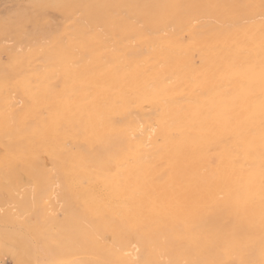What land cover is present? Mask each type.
<instances>
[{"label":"rangeland","instance_id":"374dc122","mask_svg":"<svg viewBox=\"0 0 264 264\" xmlns=\"http://www.w3.org/2000/svg\"><path fill=\"white\" fill-rule=\"evenodd\" d=\"M74 1L75 0H0V123H3V122L7 123L9 129L5 130V132L11 135V136L9 135L6 136L3 142L0 141V163L2 162L4 163V165L3 163L0 164L1 165L0 166V170H1L0 171V264H32L31 262H29V258L31 256L33 257L34 254H36L38 258L44 261L46 260L48 262H51L49 264H78V263L80 264L82 262L85 264H94V262H92V260L89 258L91 250H86V248L87 249L90 248L89 243H86L83 241L82 235L80 234V231H79V220H80L79 217H89L88 218L89 220H92V217L86 214L85 201L83 200L81 196H78L77 198V195H79L80 190L82 191V188L84 189V187L86 188V187L94 186L96 188V189L92 188L95 190L94 192H96L97 190L99 193L98 192L96 193L103 195L102 196V195L97 194L98 197L99 196H102L100 198L105 197V187L100 181L102 180V178H105V177L109 178L111 171L110 169H105V167L101 169L102 168L101 165L96 163V161L99 162V160H97V158L99 157L98 154L100 153V156H101V160L99 163L101 162L103 163V160L105 158L104 156H111L112 154H114L112 152L116 151L115 149L117 148L115 147L117 146L113 142L109 141V137L113 140L115 138L117 139V137L120 136L119 134L123 132L129 136L131 133H137L139 132V130L144 129L151 122L157 125V128H158L157 131H159L160 129L159 121H161L162 115L164 113L162 104L164 103L168 104L167 101L168 102L176 101V103H180L179 100L180 101L187 100L185 102H192V99L194 100L197 96L202 95L203 93L205 94V93L211 92V90L214 87V83L209 82L207 83L209 86L207 84L206 86L205 85L206 82H204V84L202 83V81H206L204 77L202 76V74H201V77H203L204 79V80L202 79V81H201V77L198 76V74H195L197 75V78L193 74L199 73L200 75V71H201L200 68H203L206 65L205 63L206 61L204 60L205 58L202 59L203 57L201 56L199 57L198 55L203 54L204 51L205 52L206 51H209V52L216 51L218 46H216L215 42H213L214 44H212V42L209 43L210 45L205 44V43L196 42L192 38V31H197V32L202 31L203 32L205 30L204 26H206V28L210 26H217V25L220 26L221 23L223 26L228 25L227 21L217 14L218 10L212 8L213 6L218 7L217 5H215V3H220V5L224 4V2L226 4L227 3H239V2L242 3V1L240 0H231V2L230 1L228 2V0H206V1L176 0L175 5L171 4V3H174L173 0H160V1L159 0H150V1H146V0H134V1L132 0H109V1L108 0H103V1L102 0H91V1L90 0L89 1L88 0H78V1H75L78 3H74ZM143 1H145L144 4H143ZM213 1H215V3H213ZM105 2L107 5L105 4ZM139 2L140 3L142 2V3L139 4ZM161 2H164L165 4L164 3L162 4ZM166 2L168 3L166 4ZM182 2L185 3V5ZM68 4H70L71 6ZM74 4H75V7H74ZM143 5H145L144 8H143ZM86 6L88 7V9ZM122 10L125 11L126 13H124ZM78 12H79V15L76 14ZM95 12L98 14H96ZM249 13L250 15L252 14L251 11ZM126 14L127 16L130 15L131 17L130 16H129L130 18L127 17ZM138 14L139 16H137ZM256 14H257V19H258V20L256 19V21H260V19L261 21L264 20L262 19L264 18L263 9H257ZM73 16L75 19L73 18ZM77 17L78 18L80 17V22ZM182 17H185L188 19L189 23L191 24L190 27L193 28L192 30L190 27L181 24L180 18ZM210 18L213 20H211ZM214 19L216 20V22ZM83 20H84V23H82ZM195 20H198V21L195 22ZM210 20L212 21V23ZM207 21H209L208 22L209 24H207ZM86 22L87 24H85ZM77 23H79L80 25ZM98 24H100V26ZM47 25H49V27ZM144 25H145V28H144ZM196 25L199 28H197ZM55 26L56 27L58 26L59 30H58V27L56 28ZM149 26H150V29H149ZM45 27H47V29ZM155 28L157 30H155ZM160 28H161V31H160ZM48 29L49 30L51 29V30L49 31ZM162 29L165 33L168 31L167 34H165L162 31ZM180 29L183 31H180ZM38 30L40 31V33ZM83 31H87L88 34H86V32L83 33ZM175 31H176V34L174 33ZM44 32H45V38L42 37ZM51 32L53 35L51 34ZM153 32H156V33H153ZM47 34L50 35L49 38ZM103 35L105 37H103ZM75 36H76V39H75ZM90 36L91 37L93 36L92 38L94 39V41L92 38H90ZM165 36L170 38L171 42H163L161 40V37H165ZM86 40H87V43H86ZM46 43H48V45ZM63 44H65L64 48H63ZM104 44L106 48H103L105 47ZM211 47H212V50H211ZM252 47L254 46L248 44L246 49L248 48L250 49L247 51L250 52ZM159 48L161 49V51L159 50ZM163 48L164 49L168 48L169 50L168 49L164 50ZM131 49H135L141 53H144L141 56L142 58L140 57L139 65L143 63L144 66H142L143 64L141 66L145 68L146 72L150 73V75H153L155 77L157 76L156 78L159 79L157 80L155 77H153L155 79L152 80L151 78L152 81L154 80L155 82L157 81L156 83L151 81L154 84V86L150 84L151 82H148L150 81L148 79L146 81L148 83V84L146 83L147 84L146 86L149 88H146V89L151 91L152 88L154 87L152 91H155L156 89L155 92L157 91L159 92L160 89L163 88L162 86L163 84H166L169 86V84L171 83L169 87H173L172 85H174V87L172 88V90L174 91L170 92L171 96L169 94L171 101L169 99V96L166 95V97L161 96L163 97L162 101L160 100V97H159V99L157 98L153 99L154 102L150 100V101H143L141 104H139V102L133 103V101L138 99L136 96L139 97L140 95L139 88L135 89L134 87L135 90H133V87H130L129 89L127 88L128 89L127 91V89L125 90V87H123L125 91L122 92L120 90V89L123 90V88H119L120 90L119 92H117L118 90L117 91L111 90L110 94L109 93L107 94V96L108 95L109 96L108 97L106 96L107 97V98L105 97L106 99L103 98L105 100L101 99V104L103 108H101V110H98V111L96 110L97 113L94 112L93 115L88 114L86 112H82L80 110H79L80 112L78 110H74V112H71V116H70L71 118L64 119V120L57 121V122L52 120L53 119L52 113H54L57 110L56 108H59L58 102L60 103L63 101H72L73 99L75 100V98L77 97L76 96L77 93H75V91L77 92V86L79 85V83L77 84L76 82L70 81L69 77H67L65 74V68L70 67L72 69H76V68L84 67L85 65H88V64L93 65V66L97 64L95 67L100 68V65H101L100 70L102 71H106L107 69H113V67L114 69L118 70L121 67L120 69L123 71L122 73H125L126 70L129 71L130 69H132L133 67L132 65L134 63L133 59H136L133 57V54H131L134 52L133 50L131 52ZM192 49L193 51L194 50L196 51L192 52ZM252 50L253 52L252 53L250 52L251 55L247 51H246L247 54L246 53L245 54L246 55L249 54L248 56L250 57L254 56L253 53H255L256 48ZM175 51L176 52L178 51V53L175 54ZM162 52L169 53L172 56L180 59L178 62L183 61L185 65H182L183 63L180 62L181 66L180 65H177L178 67L176 65L174 66L173 65L174 63H172L171 61L170 63L167 57L163 56L164 58H166L165 60L162 57V55H159ZM184 52L187 55L184 54ZM194 53L195 55H193ZM196 53H197V56H196ZM54 55L55 56L58 55V57H55ZM63 56L64 58H62ZM156 56L157 58H155ZM195 56L197 57L196 59L194 58ZM160 57L162 58L158 62L157 60L158 58L160 59ZM191 58H194L195 61ZM61 59L64 61H61ZM87 59L91 61L88 62ZM190 59L193 61H191ZM124 60L125 62L121 63V61H124ZM189 60L191 61V64H192L190 66L186 64L190 62ZM79 61L81 62L79 63ZM85 61H86V64H85ZM106 61L107 62L109 61L110 66H107V64L109 65V63H107ZM110 61L112 62L115 61V63L114 62L112 63ZM154 61L155 63L157 62V64H155V67L153 66ZM161 61L163 63L165 62V64H163ZM160 62L161 64H163V67H164L163 69L165 71L162 70V66L159 65ZM178 62L177 64H179ZM169 63L171 67H169L170 66ZM119 64L122 65L123 67L120 66ZM126 64L127 66H125ZM147 64H149V66H147ZM150 64L152 65L150 66ZM194 64L196 65V67L193 66ZM191 66L193 67V70ZM169 68L171 69V72L169 71ZM120 69H119V72L121 71ZM23 70H25L26 72L24 71L23 73ZM177 70H179V72ZM186 70H189L190 72L192 71L193 74L192 72L191 73L186 72ZM56 71L59 72V75L63 73L61 77H58L59 79L57 78V76L59 75L57 74ZM150 71L155 74L151 73ZM162 71H163V74H161ZM183 72L190 73V74L186 78L184 77L185 74ZM191 74H192L191 77H194L193 79H191L190 77ZM182 76L183 78L181 79ZM172 77H174L173 79H176V78L178 79L173 80ZM198 77L200 79V84L202 83V86H199V87L197 84L199 82L197 81L199 80ZM167 79L172 80V82L167 81ZM183 79L186 82V85H185L186 88L189 87L190 81L191 83L197 82V83H194V86H193L194 89L191 86V83H190L191 87L189 88H192V89L190 90L189 88L186 89L184 86H182L184 82ZM177 81L179 83H177ZM222 83H221V87L223 86ZM178 84L179 86H182L183 89H186V90L182 92L183 89L182 87L178 88ZM203 85H205L206 87H203ZM227 85L228 84L226 83L225 85L226 88H227ZM225 86H223L222 89L225 88ZM228 87L231 88V89L228 88L229 91L231 92L235 91V89L231 87L230 85H228ZM177 88L180 89V91L182 90L181 92H179L180 95L179 93H177L179 91ZM199 88L201 89L204 88L205 91ZM226 88L223 90L226 91ZM196 89H198V91L201 90L202 93L201 91L196 92ZM45 90L48 92V94H50L49 97L52 96V100L50 99L49 101L52 104L47 105L48 102H46L43 104L44 105L43 107L41 105L40 108L39 107L38 109L36 108L35 110L36 112H34L32 116L31 114L24 115L25 114L24 112L27 106L26 103H28V99H29L28 93L34 92L37 95H40V93L44 92ZM131 91H133L134 93H132ZM112 92L113 94L117 92L116 94L118 95L120 94V95L117 96L115 94L117 97L114 95L115 97L113 98V95H111ZM135 92H136V95H133L135 94ZM193 92H196V93H193ZM121 93L122 94L125 93L123 96L127 94L129 95V96L127 95L128 98L124 97L123 99L124 101H126L125 102L126 104L123 101L121 103V100H122L121 97H123L121 96ZM174 93L175 95H173ZM189 93L195 98L194 97L192 98V96ZM132 95L134 97L129 98ZM70 96L72 97L70 98ZM115 98L120 99V101L116 100ZM125 98L127 100H125ZM60 99L61 101H59ZM129 99L130 101L128 103L127 101ZM163 99H164V102H163ZM83 100L84 99H80V102L82 103ZM87 100H85L86 103L83 101L84 102L83 106H86L90 103V100L89 101ZM104 101H105V104L108 101L107 103L108 107H106V105L104 104ZM116 101L118 102V104H115ZM121 104H124V105L122 106ZM127 104L131 106H128ZM53 105L54 106L56 105L57 107L56 106L54 107ZM119 105H120L121 110L118 109ZM136 105L137 106L139 105V106L137 107ZM99 106L102 107L100 104ZM124 106L127 108H125ZM134 106H135V110H134ZM153 107L154 108L156 107V108L154 109ZM151 108L153 109L152 113H151ZM103 109L104 111L102 112ZM110 112H112V114H110ZM143 112L146 115H144ZM153 113H154L155 118L152 117ZM46 114H49V115L46 116ZM123 114L125 115V117ZM73 115L76 117L74 118ZM84 115H86V117ZM101 115L102 117H100ZM7 116L8 117L11 116V117L8 118ZM45 116L46 118L47 117L48 118L46 119ZM149 116H151L150 117L151 122H150V119L147 120ZM103 117L105 120L110 119V118L113 119V117L117 121L119 120L116 123V121L113 119L116 126L114 128L109 129V131L111 130V132H109L104 126H103L104 128H102V124L104 122V120H102ZM124 118L128 120L129 124L130 122L133 124L132 127L128 126L127 120H125ZM132 119L134 122H136V124L132 122ZM124 121H126L125 126L123 125ZM82 122L84 123L82 124ZM79 124H81L82 126ZM90 124L92 125V127ZM93 124L100 125V127L96 129L97 130L96 132L94 130L95 128ZM122 125L124 126V128ZM60 128H62L63 131ZM117 128H118V131H117ZM129 128L131 129V131L129 130ZM134 130H136L137 132ZM115 134L117 135L115 136ZM173 134L175 135L176 132H174ZM158 136L156 135L155 137H157L158 139L159 138ZM230 138L231 137L225 139L227 145L229 146H231L234 143L233 139L232 138L230 139ZM104 141L107 142V144L109 143L108 146ZM225 141L223 142L225 143ZM31 143L33 146L31 145ZM5 145L8 146L7 148V150L9 149L8 151H10V149L13 150V147H15V145H18V147H20L19 151L23 152V157L25 159H28L30 161L42 159L44 161V163L46 164V167L51 172L50 173L51 180L49 179V182L47 183V186L45 187L47 188V190L43 194L40 191L39 182L36 179L31 178L30 176H25L27 173L25 169L23 168L24 161L22 159L13 160V159L5 158V153L3 149ZM23 147H25L26 149ZM51 148L55 149L56 151L55 153L57 152L61 153V156H57L55 153H53L51 151ZM88 149H89L90 154L88 153ZM111 149H113V151ZM79 152H85L86 154L78 157ZM35 153L39 155V157L36 156ZM92 155L94 158L92 157ZM71 159L77 160L75 166H70ZM85 159H87L86 161L90 159L89 161L90 163L85 162L84 161ZM94 159L96 160L93 161ZM212 161L214 162V159L211 156L209 158V163L212 164L213 163ZM91 162L94 164H92ZM81 163L83 165L86 164V166H83ZM95 163L98 165V167L100 166L101 168L99 167L100 168L99 169L97 165H95ZM79 164L82 167H78L80 166ZM90 164L92 165L91 167H90ZM124 166H127V164L125 163ZM7 168H9L10 170ZM6 169L8 172L6 171ZM63 169L64 170L67 169V171L66 170L64 171ZM16 170L18 173L15 172ZM99 170L101 173L99 172ZM93 171L94 173L92 175ZM104 171L106 173V176H105ZM6 172L7 174L4 175ZM84 174L85 175L87 174V176L90 178H88ZM107 174L109 176H107ZM9 175L11 176V178H9L10 177ZM82 175L84 177H82ZM96 175L98 176L95 177V180L93 179L92 181V178H94L92 176H96ZM15 177H17V179ZM54 185L56 187H54ZM75 190H77V193ZM53 191L55 192V195L52 194ZM34 193H36V195ZM135 195L136 197L139 195L141 196V194L137 193L136 191H135ZM26 196L27 197L31 196L30 197L31 199L33 196L34 197L37 196L40 203L35 204L36 207H34L33 206L34 204L32 202V204L28 205L29 209L26 208L27 210H25L24 208L21 207V205L26 199H28ZM140 196L138 198H140ZM223 196L221 195V197ZM248 196L249 198H246ZM256 197L257 196L256 195L254 196V194L246 195L245 198H243L241 201L242 204L240 202L238 203L242 207V209H240L236 203L231 202V206L230 204L227 205V211L232 214H238L239 212L238 215H240V217L255 224V227L257 229L256 233L258 234L259 238L264 239V221H263L264 214L260 215L259 213L255 211L253 212V210L256 209V204L258 205L257 203L258 197L257 199ZM108 200L109 198L107 199V201ZM115 200L116 199L113 200V198H111L108 202L109 203L111 202V204L113 202L114 205H118V203L121 204V203L126 202V200H119V201L116 200L117 202ZM244 200H247V201H244ZM252 202L253 204L255 203L256 204L253 205ZM232 204L233 205L235 204V206L236 205L237 206L235 207ZM31 206L34 207L32 208V211H30ZM126 206L128 207L127 203H126ZM246 207L249 209V211L247 210ZM255 216L256 218H254ZM131 217L137 218L136 215H131ZM257 219L258 221H256ZM259 221H262V222L258 223ZM27 223H30L31 225L33 224L37 228L35 227L36 229H34L33 232L31 231L28 232L27 229L25 228V224L27 225ZM226 226L224 227V230H229L232 227H234V223L228 222ZM187 230H189V233ZM191 230L192 229L187 228V227H183L179 229L176 234H178L181 238L179 240H176L175 245H174L173 254H169L171 256H168V255L161 256L160 258H159V253H160L161 247L156 240L154 230L149 231L148 229H143L141 227L140 228L135 227L132 230L130 229L126 231L123 230L122 233L119 235L115 234L113 231L104 230L102 232V240L105 244V247L102 250H104L105 254H103L102 252H100L99 254L102 257L106 256L107 254L110 257V259H113V260H117L124 256H128L132 258L133 260L138 261L139 264H204L206 260L202 259V257H199V258H201L203 261L196 263V262H192V259L189 260L187 258V254L195 253L198 256L199 249L202 247L203 249H207L210 241H218L220 244L226 243L222 237L223 233L225 232L220 233L217 228L207 229V230L198 228L197 234L208 235V237H201L202 247L200 246L199 248L192 241L193 235H196V233L192 232ZM3 232L4 234L2 235ZM240 234L242 238H246L243 240V242H240L241 248H242V251L240 252V254H236V251L234 253L229 252L226 255L228 257H225L222 260H219L221 256L214 257L216 261H210L208 262V264H215V263H218V264H253L254 263V252L257 248H260V244L258 243L257 240H255L252 230L250 228H241ZM20 238H23L25 240L21 241ZM85 244L87 247H85ZM220 248L223 251L222 246H220Z\"/></svg>","mask_w":264,"mask_h":264},{"label":"bare ground","instance_id":"6f19581e","mask_svg":"<svg viewBox=\"0 0 264 264\" xmlns=\"http://www.w3.org/2000/svg\"><path fill=\"white\" fill-rule=\"evenodd\" d=\"M75 1H78V0H75ZM75 1H74V3H78ZM132 1H134V0H132ZM146 1H150V0H146ZM175 1L176 0H173L174 3H171V4L175 5ZM201 1H206V0H201ZM229 1L231 2V0H228V2ZM240 1H242V3L239 2V3H227L226 4L224 2V4H221V5H220V3H215V1H213V3H215V5H217L218 7L213 6L212 8L218 10L217 14L219 16H221L222 18H224L227 21L228 25L223 26L222 23L221 24L219 23L220 26H218V25L217 26H210V27L207 26L208 28H206V26H204L205 30L203 32L202 31L201 32L192 31V38L196 42L205 43V44H209L211 42H212V44H214L213 42H215L216 46H218L216 51H211V52H209V51L205 52L204 51L203 54L198 55L199 57L200 56L203 57L202 59L205 58L204 60L206 61V62L204 61L206 63V65L203 68H200L202 71V73L200 71V75H199V73L193 74V72L191 71L192 74L196 78H197V75H195V74H198V76H200V77L202 74V76L206 80V81H202L203 77H201V81L203 84H204V82H206L205 85L209 82L214 83V87L212 85L213 89L211 90V92H208L205 94L203 93L202 95H199L196 98L189 93L192 96V98L193 97L195 98L194 100L192 99V102H185L187 100H183V101L179 100L180 103H176V101L175 102H168L167 101L168 104H166V103L162 104L164 113L162 115L161 121H159L160 122L159 131H157L158 130L157 125L155 123L151 122V119H150L151 116H149V118H147V120L150 119L151 123H149L144 129L139 130V132L134 130L137 133H131L130 132L131 134L129 136L123 132V133L119 134L120 136L117 137V139L115 138L116 140L115 139L113 140L109 137V141L116 144L117 147H115V148H117V149H115L116 150L115 152L113 151V149H111L113 151L112 153H114V154H112L111 156H104L105 157V158L103 157L104 160L102 159L103 163L102 162L99 163L101 160V156H100V153L97 152V153H99L98 158H100V159L97 158V160H99V162L96 161V163L101 165L102 168L99 166L101 169H103L105 167V169H110V171H111L109 178L105 177V178H102L101 181L99 180L100 182H102L103 186L105 187V197L100 198L103 195L98 194L99 192L97 190H96V192H98V193L94 192L95 190L92 189V188H95L94 186L86 187V188L84 187V189L82 188V191L78 188L80 190V192H79V195H77V198H78V196H81L83 198V200L85 201V206H86V214H88L92 217V220H89L88 219L89 217H79L80 218V220H79V231H80V234L82 235L83 241L86 243H89L90 248L89 249L86 248V250H91L89 258L92 260V262H94V264H139L138 261L133 260L132 258H130L128 256H124V257L119 258L117 260H113V259H110V257L107 254H106V256H103V257L100 256V254H99L100 252L105 254L104 250H102L105 247V244L102 240V232L104 230L105 231H108V230L113 231L115 234L119 235L122 233L123 230H125V231L128 229L132 230L135 227H139V228L141 227L143 229H148L149 231L150 230L155 231L156 240L161 247V250L159 253V258L161 256H166V255L171 256L169 254H173L175 242H176V240H179L181 238L176 233L179 229H181L183 227L190 228V229H192L191 230L192 232L196 233V235H193L192 241L199 248H200V246L202 247L201 237H208V235L197 234L198 228H202L203 230L217 228L220 233L225 232V233H223L222 237L226 243L220 244L218 241H210L207 249H203V247L199 249V255L198 256L195 253L194 254L193 253L187 254V258L189 260L192 259V262L199 263V262L203 261L202 259L206 260L205 262H207V263L204 262V264H208V262H210V261H216L214 257L221 256L219 260H222L223 258L228 257L226 255L229 252L234 253L236 251V254H240V252L242 251L240 242H243V240L246 239V238L241 237L240 229L241 228H250L252 230V233H253L255 240H257L258 243L260 244V248H257L254 252V263L253 264H264V244H263L264 239L259 238L258 234L256 233L257 229L255 227V224H253L252 222H249V221L245 220L244 218L240 217V215H238L239 212H238V214H232V213L227 211V205L230 204V206H231V202L236 203L238 205V207L240 209H242V207L238 203L240 202L242 204L241 201L243 198H245L246 195H251V194L253 195L254 194V196L256 195L258 197V200H257L258 205L255 203L256 209H254V207H253V209H254L253 212L255 211V212L259 213L260 215L264 214V20L261 21V19H260V21H256L257 9H263V11H264V0H240ZM144 2L145 1H143V4H144ZM164 2H161V3L163 4ZM141 3L139 2V4H141ZM167 3L168 2H166V4ZM105 4H106V2H105ZM183 4L185 5V3H183ZM68 5H70V4H68ZM201 5H203V4H201ZM94 6H95V4H94ZM144 6L145 5H143V8H144ZM74 7H75V4H74ZM87 9H88V7H87ZM142 11H144V10H142ZM151 11H150V13H151ZM250 11L252 12L251 15L249 13ZM123 12L126 13L125 11H123ZM106 13H107V11H106ZM157 13H158V11H157ZM43 14H44V12H43ZM76 14L79 15V12ZM96 14H98V13H96ZM128 14H130V13H128ZM247 14H249V15H247ZM202 15H204V14H202ZM126 16H127V14H126ZM129 16L130 15H128L127 17H129ZM137 16H139V14ZM73 18H74V16H73ZM203 18H205V17H203ZM78 19L80 22V17ZM136 19H137V17H136ZM262 19H264V18H262ZM211 20H213V19H211ZM196 21H198V20H195V22ZM180 22H181V24L186 25L188 27L191 26L188 19L185 17L180 18ZM208 22L209 21H207V24H209ZM215 22H216V20H215ZM82 23H84V20ZM211 23H212V21H211ZM77 24H79V23H77ZM85 24H87V22ZM49 25H47V26L49 27ZM98 25L100 26V24H98ZM198 25H200V24H198ZM89 26H90V24H89ZM71 27H69V28H71ZM107 27H108V25H107ZM196 27H197V25H196ZM45 28L47 29V27H45ZM144 28H145V25H144ZM166 28H168V27H166ZM190 28H191V30L193 29L192 27H190ZM197 28H199V27H197ZM89 29H87V30H89ZM149 29H150V26H149ZM58 30H59V27H58ZM74 30H75V28H74ZM152 30H153V28H152ZM155 30H157V29L155 28ZM77 31H78V29H77ZM160 31H161V28H160ZM162 31H163V29H162ZM169 31H170V29H169ZM176 31L174 32L175 34H176ZM180 31H183V30L180 29ZM84 32H86V34H88L87 31H83V33ZM91 32H92V30H91ZM167 32L166 33L164 32V33L167 34ZM39 33H40V31H39ZM153 33H156V32H153ZM51 34H52V32H51ZM42 37L45 38V32H44ZM49 37H50V35H48V38ZM92 37L90 36V38H92ZM103 37H105V36L103 35ZM75 39H76V36H75ZM190 39H191V37H190ZM161 40L163 42H171L170 38H168L166 36L161 37ZM93 41H94V39H93ZM48 43H49V41H48ZM48 43H46V44L48 45ZM86 43H87V40H86ZM109 43H111V42H109ZM248 44L254 46V47H252V49L256 48L255 53H253L254 56H252V57L248 56L249 54L246 55L247 54L246 51L250 49V48L246 49ZM64 45L65 44H63V48H64ZM209 45H208V47H209ZM87 46H88V44H87ZM104 46H105V44H104ZM257 47H259V48H257ZM68 48H70V47H68ZM103 48H106V46ZM165 49H168V48H165ZM252 49L250 51L251 53L253 52ZM132 50L134 52L131 54H133V57L136 59H133L134 63L132 65L133 66L132 69H130L128 67L130 70L127 71L125 69L126 70L125 73H122L123 71L120 69L121 67L119 68L121 70L120 71L121 73L119 72V69L118 70L114 69V67H113V69H107L106 71H102V70H100L101 65H100V68L95 67L97 65L96 64L97 62L95 63L96 64L95 66L88 64V65H85L84 67H80V68H76V69H72L70 67L65 68V74L67 77H69L70 81L76 82L77 84L79 83V85H78L79 87L77 86V92L75 91V93H77V95H76L77 97L75 98V100L73 99L72 101H63L60 103L58 102L59 108H56L57 110L55 112L53 111L54 113H52L53 114L52 120L57 122V121H61L64 119L71 118L70 117L71 112H74V110H78V111L80 110L82 112H86V113L91 114V115H93L94 112L97 113L98 110H101V108H103V106L101 104V99L105 98L108 93L110 94L111 90H114V91L118 90L117 92H119L121 90L123 92L127 88L129 89L130 87H133V90H135L136 88H139L140 93L139 92L138 93L140 95L138 94L139 97L136 96L139 99V101L137 98H135V99H137L135 101L132 100L133 103L139 102V104H141L143 101H150V100L153 101V99H155V98L159 99V97H160V100L162 101L163 97H161V96H165V97H166V95L169 96L170 92L174 91V90H172L174 85H172L173 87H169L171 84L170 82H172V80L167 79V81H170L169 82L170 84L167 83V84H169V86L166 84L162 85L163 88L160 89L162 94L160 91H159L160 94L158 91L155 92L156 89H155V91H152L154 87L152 88L151 91L146 89V88H149L146 86L148 84L146 81L149 79L150 81H148V82H151L157 76L155 77L153 75H150V73H147L145 68L142 67V66H144L143 63H142L143 65L141 64L142 66L139 65L140 57L144 53H141L135 49H131V52H132ZM159 50L161 51L160 48H159ZM211 50H212V47H211ZM156 51H158V50H156ZM194 51H196V50H194ZM194 51L192 49V52H194ZM247 52H249V51H247ZM176 53H178V51L177 52L175 51V54ZM197 53H196V56H197ZM251 53H250V55H251ZM128 54H130V53H128ZM184 54H186V53L184 52ZM58 55H60V54H58ZM58 55L57 56L54 55V56L58 57ZM67 55H69V54H67ZM159 55H162V57L163 56L167 57L169 62L171 61L172 63H174L173 64L174 66L175 65L177 66V65H180L181 63H183V61L182 62L180 61L181 63L178 62L180 59L172 56L169 53L162 52ZM193 55H195V53ZM61 56H62V54H61ZM64 56L62 58H64ZM196 56L194 57L195 59L197 58ZM149 57H150V55H149ZM162 57H160V59L158 58L157 61L159 62ZM147 58H146V60H147ZM155 58H157V56ZM194 58H191V59L194 60ZM164 59L166 60V58H164ZM193 60H191V61H193ZM61 61H64V60L61 59ZM65 61H66V59H65ZM87 61L90 62L91 60L89 61L87 59ZM191 61L189 63H186L187 62L186 61L185 63L190 66V65H192ZM80 62L81 61H79V63ZM110 62H112V61H110ZM113 62L115 63V61H113ZM122 62H125V60L121 61V63ZM141 62H142V60H141ZM161 62L159 65H161L162 70H164L163 64H165V62L164 63L162 62L163 64H161ZM177 62L179 64H177ZM107 63H109V61ZM152 63H153V61H152ZM167 63H168V61H167ZM170 63H169V65H170ZM85 64H86V61H85ZM155 64H157V62L155 63V61H154V64H153L154 67H155ZM151 65L152 64H150V66ZM182 65H185V64L183 63ZM59 66H61V65H59ZM107 66H110V63H109V65L107 64ZM120 66H122V65H120ZM125 66H127V64ZM147 66H149V64H147ZM193 66L196 67L195 64ZM201 66H202V64H201ZM169 67H171V65ZM191 68L193 70L192 66H191ZM167 70H168V68H167ZM174 70H176V69H174ZM179 70H177V71L179 72ZM12 71H13V69H12ZM24 71L25 70H23V73H24ZM159 71H161V70H159ZM169 71L171 72L170 68H169ZM157 72H158V70H157ZM186 72H190V71L186 70ZM151 73H153V72H151ZM190 73H184L185 74L184 77L187 78V76ZM57 74L59 75V72H57ZM62 74L63 73H61V75ZM65 74H64V76H65ZM153 74H155V73H153ZM158 74H156V75H158ZM161 74H163V71ZM192 74L190 75V77L192 76ZM61 75L57 76V78L61 77ZM54 77H56V76H54ZM153 77H155V78H153ZM151 78H152V80H151ZM161 78H163V77H161ZM173 78L174 77H172V79ZM182 78H183V76L181 77V79ZM193 78L194 77H191V79H193ZM156 79L159 80L158 78H156ZM177 79L178 78L173 79V80H177ZM198 79H199V77H198ZM57 80H56V82H57ZM70 81H68V82H70ZM183 81H184V79H183ZM197 81H199V82L198 83L194 82V83H197L198 87L202 86V83L200 84V79ZM222 81H223V83H222ZM152 82H155V80ZM152 82L150 84H152L154 86V84ZM225 82L228 85H230L231 87H233L235 89V91H232V92L229 91L228 88L229 89H231V88L228 87V85L226 88ZM76 83H75V85H76ZM177 83H179V82L177 81ZM190 83H191V81L189 82V87H191V86L193 87L194 83H191V86H190ZM221 83L223 86H225L226 91L223 90L225 88L222 89L223 86L221 87ZM185 85H186V82L184 81L182 86L185 87ZM205 85H203V87H206L208 84L206 86ZM182 86H179V84H178V88H180ZM123 87H125V90ZM134 87H135V89H134ZM189 87H187V88H189ZM119 88H123V90L122 89L119 90ZM209 88H211V87H209ZM128 89H127V91H128ZM177 89H175V90H177ZM182 89H183V87H182ZM186 89H183V91L182 90L181 91L184 92ZM190 89H192V88H189V90ZM193 89H194V87H193ZM199 89H201V88H199ZM202 89L205 91L204 88H202ZM51 90H52V88H51ZM178 90L179 91L177 93L181 92L180 89H178ZM201 90H199V91H201ZM193 91H195V90H193ZM197 91H198V89H196V92ZM227 91H229V92H227ZM117 92H115V94ZM131 92L134 93L133 91H131ZM136 92L133 95H136ZM196 92H193V93H196ZM201 93H202V91H201ZM115 94H113V92L111 93V95H113V98L116 95L117 96L120 95V94L119 95L118 94L115 95ZM124 94L125 93H123V94L121 93V96H123ZM49 95L50 94H48V92L46 90L44 92L40 93V95H37L34 92H29L28 93V96H29L28 103H26L27 101L25 102L27 106H26V110L24 112L25 113L24 115H30L31 114V116H32V114H34V112H36L35 111L36 108L37 109H38V107L40 108L41 105L43 107L44 106L43 104L46 102H48L47 105H51L52 103H50L49 101H50V99L52 100V96L49 97ZM66 95H68V94H66ZM127 95L121 97V99H122L121 103H122V101L124 103L126 102L123 99H124V97L128 98L129 95L128 96ZM133 95L130 96L129 98L134 97ZM173 95H175V93ZM179 95H180V93H179ZM193 95H195V94H193ZM170 96H171V94H170ZM170 96H169V99H170ZM71 97L72 96H70V98ZM186 97H187V95H186ZM118 98H120V97H118ZM118 98H115V99L120 101V99H118ZM126 98H125V100H127ZM189 98H191V97H189ZM80 99H84L83 101L85 103H86L85 100L89 99L90 103L88 104V102H87L88 105L83 106L84 102L82 101V103H81ZM105 99H103V100H105ZM183 99H184V97H183ZM89 100H87V101H89ZM59 101H61V99ZM129 101H130V99L127 102L129 103ZM170 101H171V99H170ZM116 102H115V104H118V102L117 103ZM163 102H164V99H163ZM107 103H108V101H107ZM107 103L105 104V101H104V104L106 105V107H108ZM99 104L102 107H100ZM121 105L123 106L124 104H121ZM127 105L131 106L129 104H127ZM159 105H161V104H159ZM113 108H115V107H113ZM125 108H127V107H125ZM125 108H124V110H125ZM104 109L102 110V112L104 111ZM118 109L121 110L120 105H119ZM46 110H47V108H46ZM134 110H135V106H134ZM152 110L153 109L151 108V113H152ZM110 114H112V112H110ZM143 114H144V112H143ZM48 115L49 114H46V116H48ZM109 115H108V117H109ZM144 115H146V114H144ZM46 116H45V118H46ZM84 116L86 117V115H84ZM9 117H11V116H9ZM75 117L76 116H74V118ZM97 117H99V116H97ZM100 117H102V115ZM104 117H106V116H104ZM104 117L102 118V120H104V122L102 124V128L105 127L109 131V129L114 128L116 126L114 121H113L114 117H113V119L110 118V119H106V120L104 119ZM124 117H125V115H124ZM152 117L155 118L154 113H153ZM133 119H132V122H134ZM102 120H100V121H102ZM114 120L116 121V123L119 121V120L117 121L116 119H114ZM121 120H123V119H121ZM125 120H127V119H125ZM7 121H9V120H7ZM129 121H131V120H129ZM121 122H119V123H121ZM125 122L126 121H124V124H123L124 126H125ZM83 123L84 122H82V124ZM127 123H128V120H127ZM156 123H157V121H156ZM130 124L128 123V126L132 127L133 124L131 122H130ZM134 124H136V122H134ZM79 125H81V124H79ZM93 126L95 128L94 129L95 132L97 131L96 129L98 127H100V125H98V124H93ZM124 126H123V128H124ZM126 126H127V124H126ZM91 127H92V125H91ZM87 128H88V126H87ZM130 128H129V130L131 131ZM134 128H136V127H134ZM7 129H9V127H8L6 122L0 123V141L1 142H3L4 138L9 135L8 133L5 132V130H7ZM60 129L63 131L62 128H60ZM84 129H86V128H84ZM117 131H118V128H117ZM99 132H100V130H99ZM109 132H111V130ZM157 132H158V134H157ZM174 132H176L175 135L173 134ZM113 133H115V132H113ZM116 135L117 134H115V136ZM156 135L157 136L159 135L158 139H157V137H155ZM9 136H11V135H9ZM229 137H231L233 139L234 146H233V144L231 146L227 145L225 139H227ZM106 138H108V137H106ZM99 141H101V140H99ZM223 141H225L226 144ZM27 142H29V141H27ZM102 142H103V140H102ZM105 143L107 144V142H105ZM108 144H107V146H108ZM31 145H32V143H31ZM7 148H8L7 145H5L3 147L4 153H5V158L6 159L7 158L13 159V160L22 159L24 161L23 168L25 169V171L27 173L25 176H30L31 178L36 179L39 182L40 191L43 194L47 190V188H45V187L47 186V183L49 182L50 173H51L50 170L46 167V164L44 163V161L42 159L31 160V161L28 159H25L23 157V152L19 151L20 147H18V145H15V147H13V150L10 149V151H8L9 149L7 150ZM23 148H25V147H23ZM44 149H46V148H44ZM104 149H105V147H104ZM11 150H12V152H11ZM34 151H35V149H34ZM51 151L53 153L56 152L54 148H51ZM6 152H7V154H6ZM26 152H28V151H26ZM88 153L90 154L89 149H88ZM24 154H25V152H24ZM55 154L57 156H61V153H59V152H57ZM84 154H86V153L85 152H79L78 153L79 156L78 155L77 156L80 157L81 155H84ZM35 155L39 157V155H37L36 153H35ZM211 156L214 159V162L213 161H212L213 163L211 162L212 164L209 163V158ZM92 157H93V155H92ZM130 159H131V161H130ZM52 160H54V159H52ZM86 160L87 159H85L84 161L85 162L90 161V159H88V161H86ZM95 160L96 159H94L93 161H95ZM76 161H77L76 159H71L70 166H75ZM2 163H0V164H2ZM96 163H95V165H97ZM125 163L127 164V166H124ZM92 164H94V163H92ZM3 165H4V163H3ZM95 165H93V166H95ZM83 166H86V164ZM91 166L92 165L90 164V167ZM78 167H82V166L80 165ZM97 167H98V165H97ZM7 169H9V168H7ZM7 169H6V171H7ZM65 170L67 171V169H65ZM94 171L92 172V175H93ZM7 172L4 175H6ZM15 172H17V170ZM99 172H100V170H99ZM1 173H3V172H1ZM104 173H105V171H104ZM98 175H100V174H98ZM98 175L92 176V177H94V178H92V181H93V179L95 180V177H97ZM85 176H87V174ZM101 176H103V175H101ZM105 176H106V173H105ZM107 176H109V175L107 174ZM82 177H84V176L82 175ZM9 178H11V176ZM15 178L17 179V177H15ZM88 178H90V177H88ZM54 187H56V186L54 185ZM53 190H55V189H53ZM75 191L77 193V190H75ZM135 191L137 193L141 194V196L139 195L140 198H138L139 196L136 197ZM95 193H96V195H95ZM34 194L36 195V193H34ZM52 194L55 195V192L53 191ZM97 194L102 195V196L98 197ZM221 195L222 196L224 195V196L221 197ZM30 197L31 196H28L27 197L28 199H26L21 205V207L24 208L25 210H27L26 208H28V205L32 204V202L34 204L33 205L34 207H36L35 204L40 203L37 196H35V197L33 196L32 199ZM257 197H256V199H257ZM108 198H109V200L111 198H113V200L116 199L118 201L119 200H126V202L121 203V204L118 203V205H114L113 202L111 204V202L110 203L108 202L109 200L107 201ZM246 198H249V196ZM79 199H80V197H79ZM127 200H128V202H127ZM244 201H247V200H244ZM126 203L128 204V207L126 206ZM252 204H253V202H252ZM255 204H253V205H255ZM33 206H31L30 211H32V208H34ZM233 206H235V204ZM233 209H234V207H233ZM247 210L249 211L248 208H247ZM32 214H33V212H32ZM131 215H136L137 218H133V217H131ZM248 215H250V214H248ZM254 218H256V216ZM256 221H258V219ZM263 221H264V219H263ZM228 222L234 223V227H232L229 230H224V227L227 225ZM261 222L262 221H259L258 223H261ZM35 227L36 226H34L33 224L31 225L30 223H27V225L25 224V228L27 229L28 232H30V231L33 232L34 229L37 228V227L36 228ZM262 227H263V225H262ZM36 231H38V230H36ZM187 231L189 233V230H187ZM3 234H4V232L2 233V235ZM20 240L23 241L25 239L20 238ZM220 246H222L223 251L221 250ZM85 247H87L86 244H85ZM35 255L36 254H34L33 257L31 256L29 258V262H31L32 264H49V263H51V262H48L46 260L44 261V260L38 258L37 255L36 256ZM84 257H86V256H84ZM199 257H202V259ZM80 264H85V263L82 262ZM215 264H218V263H215Z\"/></svg>","mask_w":264,"mask_h":264}]
</instances>
